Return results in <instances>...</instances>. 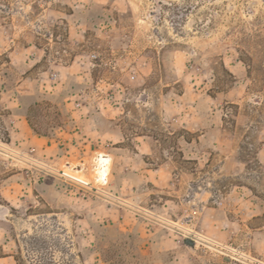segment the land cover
Listing matches in <instances>:
<instances>
[{
    "label": "rangeland",
    "instance_id": "1",
    "mask_svg": "<svg viewBox=\"0 0 264 264\" xmlns=\"http://www.w3.org/2000/svg\"><path fill=\"white\" fill-rule=\"evenodd\" d=\"M0 5V264H264V0Z\"/></svg>",
    "mask_w": 264,
    "mask_h": 264
},
{
    "label": "bare ground",
    "instance_id": "2",
    "mask_svg": "<svg viewBox=\"0 0 264 264\" xmlns=\"http://www.w3.org/2000/svg\"><path fill=\"white\" fill-rule=\"evenodd\" d=\"M111 158L109 156L106 155H98L96 160L93 159V163L95 168L98 170V175H97V179L98 181H105L106 177L108 175V171H109V164H110ZM73 167H69V170H73ZM80 169V167H79Z\"/></svg>",
    "mask_w": 264,
    "mask_h": 264
},
{
    "label": "water",
    "instance_id": "3",
    "mask_svg": "<svg viewBox=\"0 0 264 264\" xmlns=\"http://www.w3.org/2000/svg\"><path fill=\"white\" fill-rule=\"evenodd\" d=\"M185 244L188 245V246H194V241L191 240V239H186L185 240Z\"/></svg>",
    "mask_w": 264,
    "mask_h": 264
},
{
    "label": "built area",
    "instance_id": "4",
    "mask_svg": "<svg viewBox=\"0 0 264 264\" xmlns=\"http://www.w3.org/2000/svg\"><path fill=\"white\" fill-rule=\"evenodd\" d=\"M0 7H1V9H0V15H1V14H5L6 11L3 10V9H4V6L0 5ZM53 76H54V74H53ZM77 105H79V104H77Z\"/></svg>",
    "mask_w": 264,
    "mask_h": 264
}]
</instances>
